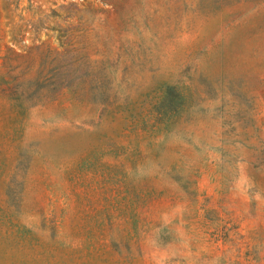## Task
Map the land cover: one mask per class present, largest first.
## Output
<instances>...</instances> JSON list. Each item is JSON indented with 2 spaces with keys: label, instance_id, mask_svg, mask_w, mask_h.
Listing matches in <instances>:
<instances>
[{
  "label": "rangeland",
  "instance_id": "rangeland-1",
  "mask_svg": "<svg viewBox=\"0 0 264 264\" xmlns=\"http://www.w3.org/2000/svg\"><path fill=\"white\" fill-rule=\"evenodd\" d=\"M0 264H264V0H0Z\"/></svg>",
  "mask_w": 264,
  "mask_h": 264
}]
</instances>
